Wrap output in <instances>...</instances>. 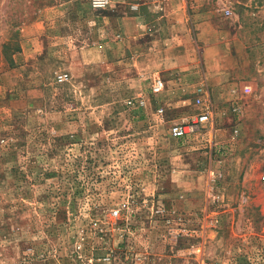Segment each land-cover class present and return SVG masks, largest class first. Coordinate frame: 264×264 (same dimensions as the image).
Returning a JSON list of instances; mask_svg holds the SVG:
<instances>
[{
    "label": "rangeland",
    "instance_id": "1",
    "mask_svg": "<svg viewBox=\"0 0 264 264\" xmlns=\"http://www.w3.org/2000/svg\"><path fill=\"white\" fill-rule=\"evenodd\" d=\"M155 1L0 0V264H264V0Z\"/></svg>",
    "mask_w": 264,
    "mask_h": 264
},
{
    "label": "built area",
    "instance_id": "2",
    "mask_svg": "<svg viewBox=\"0 0 264 264\" xmlns=\"http://www.w3.org/2000/svg\"><path fill=\"white\" fill-rule=\"evenodd\" d=\"M111 0H90V5L92 8L100 9L105 8L110 4ZM156 10L163 11L164 10V0H156L155 2ZM133 9H136L137 6L133 5ZM227 13L230 11L227 9ZM69 77V74L65 71H58L54 75V79L56 82H64ZM165 89V80L160 75L156 74L152 76L150 90L153 94L157 95L164 91ZM242 90L245 93L249 92L250 86L244 85L242 86ZM195 104L199 108L198 112L190 116V118H185L180 121H174L169 125L168 132L169 135L176 139H183L186 137H194L200 136L203 134V130L206 129L209 125H212L214 121V111L212 107V103L208 98V94L206 91L203 92L200 87V92L195 97ZM139 106L144 105L143 100L138 101ZM232 112L234 114L239 113V106L235 105L232 107ZM163 111V108L160 107L157 109V112L160 114ZM233 131L237 133L238 129L234 127ZM214 180V179H213ZM207 200L216 203L221 200V194L215 189L214 185H210L207 189ZM120 207L114 209L112 211V215L117 216L119 214ZM207 224L210 227H215L219 223V217L217 213H209L207 214ZM189 264H220L218 260H201L197 262H192Z\"/></svg>",
    "mask_w": 264,
    "mask_h": 264
},
{
    "label": "crops",
    "instance_id": "3",
    "mask_svg": "<svg viewBox=\"0 0 264 264\" xmlns=\"http://www.w3.org/2000/svg\"><path fill=\"white\" fill-rule=\"evenodd\" d=\"M171 0H168L166 1V3L168 2V6L172 7V8H175V7H178L180 5V2H174V1H171ZM170 3V4H169ZM132 19H134L135 21L138 19V16L134 15V16H131ZM138 30V29H137Z\"/></svg>",
    "mask_w": 264,
    "mask_h": 264
}]
</instances>
